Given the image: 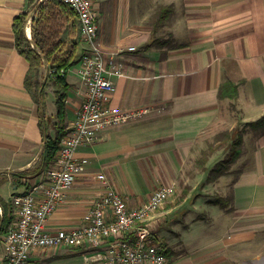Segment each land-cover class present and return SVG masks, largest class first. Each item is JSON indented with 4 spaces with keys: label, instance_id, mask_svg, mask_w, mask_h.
Masks as SVG:
<instances>
[{
    "label": "crops",
    "instance_id": "obj_1",
    "mask_svg": "<svg viewBox=\"0 0 264 264\" xmlns=\"http://www.w3.org/2000/svg\"><path fill=\"white\" fill-rule=\"evenodd\" d=\"M42 1L0 0V177L5 178L0 184V264L4 215L10 211L13 216L11 197L26 190L25 179L36 182L41 175L23 180L13 176L35 169L45 147L39 104L25 86L30 64L16 48L13 25L16 17L29 13L25 36L31 41L36 7ZM98 1V48L107 64L112 61L123 71L112 76L116 92L110 105L148 112L79 148L77 157L87 161L85 171L47 228L55 232L80 227L88 210L109 190L127 197L129 206L136 208L159 187L171 185L175 197L151 223L154 235L176 257L167 264H227L230 248L239 254L245 244L248 225L255 230L264 222V132L247 126L264 116V0ZM159 6H171L173 12L157 33V44L149 47ZM75 25L73 34L80 36L77 19ZM86 47L80 41L79 56ZM79 69L78 60L67 74L65 131L73 126L84 99ZM48 70L45 65L39 74L49 133L55 137V96L48 86ZM31 75L36 78L35 72ZM227 80L238 85L236 99L219 97ZM226 134L231 135L210 152L221 142L216 138ZM239 139L236 163L226 175L206 183L209 171ZM216 196L229 199L227 208L209 203ZM188 204L202 214L187 209ZM183 218L190 223L182 226ZM185 228L204 234L186 239L181 235ZM175 243L184 249L182 255L173 251ZM83 254L82 248L39 249L27 264H78Z\"/></svg>",
    "mask_w": 264,
    "mask_h": 264
},
{
    "label": "built area",
    "instance_id": "obj_2",
    "mask_svg": "<svg viewBox=\"0 0 264 264\" xmlns=\"http://www.w3.org/2000/svg\"><path fill=\"white\" fill-rule=\"evenodd\" d=\"M63 3L75 13L82 42L87 46L79 58L84 99L70 132L61 141L56 161L34 184L29 186L32 181L25 179L26 190L11 197L15 221L3 234L2 264H27L32 252L39 249L71 248L95 251L93 259L102 264H167V248L154 235L151 223L158 210L176 195L171 185L159 187L136 208L129 206L127 197L109 190L88 210L80 227L55 232L47 228L67 192L85 171L87 161L77 157L79 148L93 145L102 132L136 121L148 112L110 105L116 92L112 76L119 77L123 71L112 61L107 64L98 48L99 14L91 0ZM98 178L105 179L103 175Z\"/></svg>",
    "mask_w": 264,
    "mask_h": 264
},
{
    "label": "trees",
    "instance_id": "obj_3",
    "mask_svg": "<svg viewBox=\"0 0 264 264\" xmlns=\"http://www.w3.org/2000/svg\"><path fill=\"white\" fill-rule=\"evenodd\" d=\"M172 12L173 9L171 6L158 7L156 12L157 19L152 29V42L149 47L157 44L159 38L156 35L159 30L167 24ZM28 14L29 13H24L16 17L13 29L16 48L30 64V71L26 77L25 86L34 101L39 104V125L42 131L43 140L45 141V147L39 165L33 170L14 174L13 176L17 180H23L28 176L32 177L40 175L56 161L61 141L70 132L69 130L65 131L64 128L66 101L70 88L67 81V74L69 69L78 63L80 57L78 55V46L81 38L77 34H73L77 18L73 10L63 3V0H43L39 3L36 7V18L33 19L31 41L25 36V26L28 20ZM45 65H49L48 86L55 96L57 122L52 123V126L56 131L55 137L51 136L49 133V126L47 123L48 118H46V94L43 90V84L40 80L39 74L41 68ZM61 71H64V73ZM33 72L36 74L35 79L31 75ZM219 97L221 99H236L238 97V85L229 80L223 82L219 89ZM247 126L264 132V116L255 122L247 124ZM230 135L231 134H226L222 136L224 138L221 142L216 144V146L210 147V152L217 150L226 140L225 136L228 137ZM241 145V139L233 143L231 153L224 160L217 162L213 169L209 171L205 180L206 183H213L221 176L228 173L241 153ZM206 161L207 159L202 160V168H205ZM3 182H5V178L0 177V184ZM228 200L229 199L221 196H216L211 199L209 203L219 205L222 208H227ZM12 220L13 216L10 211L8 213L6 212L4 215V221L7 223V228ZM166 255L168 258H170V255L175 256L174 253L171 254L168 249L166 250Z\"/></svg>",
    "mask_w": 264,
    "mask_h": 264
},
{
    "label": "rangeland",
    "instance_id": "obj_4",
    "mask_svg": "<svg viewBox=\"0 0 264 264\" xmlns=\"http://www.w3.org/2000/svg\"><path fill=\"white\" fill-rule=\"evenodd\" d=\"M92 3L94 5V7L98 10V8L96 7L97 6L96 3H100V2L98 0H96V1L92 0ZM99 17H100V12H99ZM81 42H82V39H81ZM222 138L221 137L216 138V140H222ZM205 180H206V178H205ZM229 180H230V178H229ZM34 183H35L34 181L29 182V186L34 184ZM167 203H165L162 207H164ZM186 207H187V209H189L193 212L202 214V210L193 209L191 207V204L186 205ZM157 214H158V212H157ZM13 219L15 221L14 211H13ZM175 220L180 221L178 218H176ZM14 221H13V223H14ZM186 223H190L189 218H183L182 219V226L185 225ZM170 226H172V225L170 224ZM261 227L259 225H257L255 227V230H254L252 226L248 225V227H247L248 233H247V239H246L245 244L243 246H241V249H239V254H238V251L234 250L233 247L230 248V250H229L230 254L228 255V258L226 260L227 264H258V263L264 264V222H263ZM177 229L179 230L180 228L177 227ZM191 234L203 235L204 232L203 231H194V230L188 231L187 228H185V230L181 229V235L185 236L186 239H189ZM175 236H176V232L174 231V235H170V238L173 241H170V242H172V243L175 242L174 241ZM229 238L230 237L227 236V239H229ZM177 246H179V244H177V243H175L173 245V247H174L173 251L176 252L175 253L176 256L182 255L184 253V249L182 250L181 246H179V249H175ZM85 252L87 254H83L82 257H78V262H79L78 264H102L101 261H99V260L96 261L93 259L94 258L93 256L95 255V253H93V250H85ZM175 258H176L175 256L170 255V258H168V259H169V261H172Z\"/></svg>",
    "mask_w": 264,
    "mask_h": 264
},
{
    "label": "bare ground",
    "instance_id": "obj_5",
    "mask_svg": "<svg viewBox=\"0 0 264 264\" xmlns=\"http://www.w3.org/2000/svg\"><path fill=\"white\" fill-rule=\"evenodd\" d=\"M259 264V263H258Z\"/></svg>",
    "mask_w": 264,
    "mask_h": 264
}]
</instances>
